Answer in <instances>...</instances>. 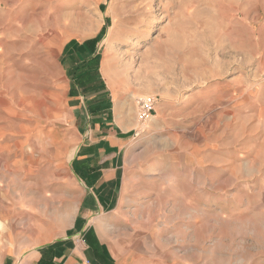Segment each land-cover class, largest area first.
I'll return each mask as SVG.
<instances>
[{
	"label": "rangeland",
	"instance_id": "obj_1",
	"mask_svg": "<svg viewBox=\"0 0 264 264\" xmlns=\"http://www.w3.org/2000/svg\"><path fill=\"white\" fill-rule=\"evenodd\" d=\"M20 1L0 0V259L31 247L23 239L39 216L67 225L75 200L55 204L51 193L67 186L89 97L109 111L108 83L134 116L121 155L124 224L101 228L115 254L127 264H264V0H95L99 11L93 0H44V55L96 35L93 60L66 72L83 102H66L54 67L50 84L24 66L34 40L23 34L36 21ZM76 23L70 37L62 25ZM84 77L102 89L83 95ZM144 99L154 103L147 121Z\"/></svg>",
	"mask_w": 264,
	"mask_h": 264
},
{
	"label": "crops",
	"instance_id": "obj_2",
	"mask_svg": "<svg viewBox=\"0 0 264 264\" xmlns=\"http://www.w3.org/2000/svg\"><path fill=\"white\" fill-rule=\"evenodd\" d=\"M43 1L21 0L19 2V8L26 16L24 20L26 22L33 19L36 21L35 29H32L33 31L29 34H23L26 38L28 37L27 41L33 42L34 40V45L27 48L24 66L39 68V82L50 84H55L58 78V74H53L51 70H48L54 67L59 71V76L62 74L68 82L65 83L66 81L61 77L66 102H83V96H75L76 93H71L74 90L70 87L71 81L66 72L67 68L71 67L85 68L93 60L96 56V47L90 43L94 42L96 35H90L81 40L74 38L61 40L62 46L50 48L51 56L49 53L47 56L44 55L45 48L48 47L46 45L43 48V44L39 45V42H44L45 37V34L39 31V15L44 9ZM93 4L99 11L103 1L97 3L93 0ZM59 35L57 33V37ZM48 41V45L53 42ZM81 54H85L89 60L81 61L82 63L75 61V56ZM66 60L69 61V67L66 65ZM92 83H94L92 78L84 77L80 81L83 95L97 93L102 89L98 84L96 88H91ZM105 84L111 93L112 104L109 109L111 113L108 114L109 111L106 110L103 102L99 104L100 109L98 105L92 104L95 100L101 99L93 94L89 97L86 118H83V114L79 115L80 120L83 118L86 121V126L80 137V143L76 146L69 162L71 174L68 176L69 179L64 181L67 186L51 193V201L55 204L59 200L67 203L69 197L74 198L75 201L69 203L73 205V209H69L71 213L66 215L67 225L61 226L60 223L39 216V232H36L37 234H34L32 239H27V237L23 239L26 243H32L31 247L28 249L21 247L19 252L9 249V253L2 254L0 264H127L123 262L121 256L115 254L108 237L101 231V228L122 227L124 224L120 212L125 204L120 187L124 180V163L121 155L125 154L123 149L130 137L134 116L131 99L124 100L123 107L118 106L116 103L120 99H114L111 88L108 83ZM102 94L100 92L99 96ZM59 150L56 155L64 154L62 147ZM73 188L76 189L74 193ZM45 194L47 191L39 188V195ZM16 206L18 208L9 203L7 209L11 212L22 210V205L16 204ZM5 224L6 220H4L6 228Z\"/></svg>",
	"mask_w": 264,
	"mask_h": 264
},
{
	"label": "built area",
	"instance_id": "obj_3",
	"mask_svg": "<svg viewBox=\"0 0 264 264\" xmlns=\"http://www.w3.org/2000/svg\"><path fill=\"white\" fill-rule=\"evenodd\" d=\"M139 113L138 117L141 121H147L152 117L154 103L150 99H144L139 101Z\"/></svg>",
	"mask_w": 264,
	"mask_h": 264
},
{
	"label": "bare ground",
	"instance_id": "obj_4",
	"mask_svg": "<svg viewBox=\"0 0 264 264\" xmlns=\"http://www.w3.org/2000/svg\"><path fill=\"white\" fill-rule=\"evenodd\" d=\"M117 18V17H116ZM66 23V22H65ZM63 26V29H66L64 32H68L69 34H70V37H72V36H76L75 35V32L77 31V30H75L74 31V29H77L78 27V24L76 23L75 24V26L74 25H62ZM112 30H111V33H110V35H109V37L106 39V43H107V45H109L110 44V42L112 41ZM90 34L91 33H89L88 35H86V36H79V37H77V39H81V38H85V37H87V36H90ZM121 82V81H120ZM120 84H122V82L120 83Z\"/></svg>",
	"mask_w": 264,
	"mask_h": 264
},
{
	"label": "trees",
	"instance_id": "obj_5",
	"mask_svg": "<svg viewBox=\"0 0 264 264\" xmlns=\"http://www.w3.org/2000/svg\"><path fill=\"white\" fill-rule=\"evenodd\" d=\"M89 43V42H88Z\"/></svg>",
	"mask_w": 264,
	"mask_h": 264
}]
</instances>
